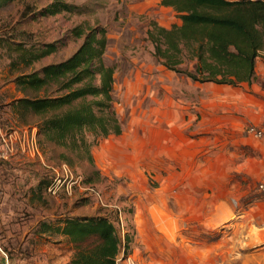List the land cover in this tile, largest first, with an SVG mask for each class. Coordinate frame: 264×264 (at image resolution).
<instances>
[{
  "label": "rangeland",
  "instance_id": "rangeland-1",
  "mask_svg": "<svg viewBox=\"0 0 264 264\" xmlns=\"http://www.w3.org/2000/svg\"><path fill=\"white\" fill-rule=\"evenodd\" d=\"M55 1L74 12L38 15ZM161 2L0 4V248L8 264H68L74 247L62 236L37 234L39 224L95 216L131 237L119 264H264L263 157L245 141L253 126L248 117L264 126V75L255 71L251 84L235 89L167 71L147 33L153 24L170 29L180 20ZM79 26L105 31L103 62L114 70L111 112L121 130L88 136L91 163L48 143L38 118L12 105L32 96L15 84L18 76L78 50L83 38L71 30ZM18 43L62 46L25 67L13 50ZM235 218L246 223L235 225Z\"/></svg>",
  "mask_w": 264,
  "mask_h": 264
},
{
  "label": "trees",
  "instance_id": "trees-1",
  "mask_svg": "<svg viewBox=\"0 0 264 264\" xmlns=\"http://www.w3.org/2000/svg\"><path fill=\"white\" fill-rule=\"evenodd\" d=\"M12 1L0 0V4ZM161 5L171 8L180 20L170 29L153 24L147 33L154 58L167 71L199 84L231 88L251 84L256 62L264 51V0H162ZM74 10L55 1L38 15ZM71 35L83 38L78 50L64 61L18 76L15 84L32 96L12 105L15 111L38 118L36 127L48 143L91 163L88 136L104 139L121 133L111 112L114 70L103 62L107 44L104 29L79 26ZM61 46L48 43L26 48L18 43L13 50L18 63L29 67L55 54ZM41 184L44 188L48 185ZM36 232L62 236L73 246L68 264H119V258L129 255L131 237L122 238L114 222L105 216L43 222Z\"/></svg>",
  "mask_w": 264,
  "mask_h": 264
},
{
  "label": "crops",
  "instance_id": "crops-1",
  "mask_svg": "<svg viewBox=\"0 0 264 264\" xmlns=\"http://www.w3.org/2000/svg\"><path fill=\"white\" fill-rule=\"evenodd\" d=\"M257 63H259L261 65V67L259 68V70L258 69L255 70L256 74L257 75H264V54H263V51H261L260 58L256 62V65H257ZM248 119H251L250 121H251V123H253V126L262 127V125H260L262 120H259L258 118L256 119L254 117H252V118L248 117ZM245 141H246V145H248L249 147H252L253 149H255L254 152L257 154L258 157H263V163H262V165L260 164L262 167L259 168V171H261L262 175H264V142H257V141H254V140L248 138V137H246ZM243 219H245V218H242V219L235 218V220H236L235 225L244 224L245 221H243ZM259 232H260V235L262 237V242L264 244V227H263V229H260ZM0 264H8V257L1 250V248H0Z\"/></svg>",
  "mask_w": 264,
  "mask_h": 264
},
{
  "label": "built area",
  "instance_id": "built-area-1",
  "mask_svg": "<svg viewBox=\"0 0 264 264\" xmlns=\"http://www.w3.org/2000/svg\"><path fill=\"white\" fill-rule=\"evenodd\" d=\"M245 134H246V136L248 138H250V139H252L254 141L264 142V126L263 127L249 126L246 129ZM258 190H259V192H261L262 194H264V181L261 182L258 185ZM48 192L51 193V194H55L56 193V186H54V185L50 186L48 188Z\"/></svg>",
  "mask_w": 264,
  "mask_h": 264
}]
</instances>
